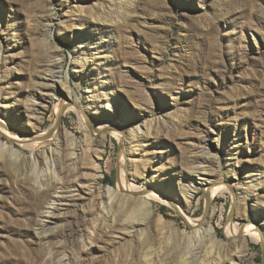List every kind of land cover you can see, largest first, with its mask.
I'll return each mask as SVG.
<instances>
[{"label": "rangeland", "instance_id": "374dc122", "mask_svg": "<svg viewBox=\"0 0 264 264\" xmlns=\"http://www.w3.org/2000/svg\"><path fill=\"white\" fill-rule=\"evenodd\" d=\"M0 121V264H264V0H0Z\"/></svg>", "mask_w": 264, "mask_h": 264}, {"label": "bare ground", "instance_id": "6f19581e", "mask_svg": "<svg viewBox=\"0 0 264 264\" xmlns=\"http://www.w3.org/2000/svg\"><path fill=\"white\" fill-rule=\"evenodd\" d=\"M62 104H63L64 109H68L69 108L68 106H66L67 102H65V100H63ZM72 107L74 109H77L78 111H80V113L83 112L81 110V107H80V105H79V103L77 101L75 102V104H72ZM57 116H58L57 121L60 123V121H61L60 114L57 113ZM80 120L83 123L85 121V123H87L89 125L90 129L92 130V133H95V134H100L101 132L107 131V130L108 131H114L115 130L112 124H105V123H102V122L86 121L85 116H83V117L81 116ZM0 126L2 127L3 131H6L7 126H5L2 121H0ZM54 128H56V125L54 126ZM139 132L140 131H137V134ZM69 136L72 137L71 134H69ZM24 137H25L24 140L22 139V140H17V141L20 142V145H23L24 147L28 148L31 151L30 158H31L32 161L36 162L33 150L36 149V145H38V144L34 143V142L38 141V138L30 137V136H27V137L24 136ZM11 138H13V137H11ZM25 139H27V140H25ZM40 140L41 139H39V141ZM8 149H10L9 151H11L13 154H17V152L15 150H13L12 147H9ZM47 152H48V158L44 159V160H46V163H45L44 167H46V169H48L49 173L55 175L56 174L55 173V163L53 162V158H54V154L56 152H54V150L51 149V148H49ZM71 155H73V153ZM205 182L207 184H209L208 187H207L208 200H210V198L213 197L214 195H217L219 193L222 194V193H224L226 191H229V188L227 186H225L223 181H218L216 183H211V182L209 183V181L207 182V180H206ZM118 189H119V192L115 191L112 188L105 189L103 194H102L103 197L100 198V202L105 204L107 201L110 202V200H114V199L117 198L118 201L119 200H125L126 202L130 203L131 205H138L141 208V211L146 213L148 211H151L152 206H153V203H152L153 200H157V201H160V202H167L168 204H171V201H172L171 198H168V196H165L160 190H155L153 192L144 193L145 191H142L144 189L136 186L134 183H130V180L128 178V173H127L126 163L125 162H122L121 183L119 184ZM191 189H190L191 190L190 192L188 191L189 189L185 192L186 199L188 201L193 196V193L196 191V188H194V187L191 188ZM136 195H141V196L136 199V197H135ZM173 206L175 207L176 210L181 212L182 208H180L179 206H176L175 204ZM147 215H148V213H147ZM207 218H208V216L205 215V216H202L201 219H197L195 221L188 220L189 226L192 229V236H189L188 239L191 240L192 238L193 239L194 238H196V239L199 238V239H203L204 240V238H206L209 241V243H211V244H217V245L218 244L219 245L222 244L221 241L216 239L215 234H214V230H213V228L211 226L203 227V225H205L204 223H205ZM133 220H134V222H137L135 227L138 228L139 225H140L139 219L138 218H134ZM251 229L252 228L248 227V226L232 227L231 225L230 226L227 225V227H226V235L228 237L229 236H236V235L240 236L241 235L240 239L242 240V242L244 243L245 246H248V238L245 235H246V233L250 232ZM254 231H255V229H254ZM255 235L256 236H254V237L251 236V240L252 241L259 240L256 232H255ZM236 257H238L237 259H239V256H236Z\"/></svg>", "mask_w": 264, "mask_h": 264}, {"label": "water", "instance_id": "95a60500", "mask_svg": "<svg viewBox=\"0 0 264 264\" xmlns=\"http://www.w3.org/2000/svg\"><path fill=\"white\" fill-rule=\"evenodd\" d=\"M44 139H46L45 136H43V137L41 138V140H44ZM209 206H210V201H208V197H207V195H205V213H204L203 216L207 215V213H208V209H209ZM233 207H234V206H232V208H231V212H230L231 214H232V211H233Z\"/></svg>", "mask_w": 264, "mask_h": 264}]
</instances>
